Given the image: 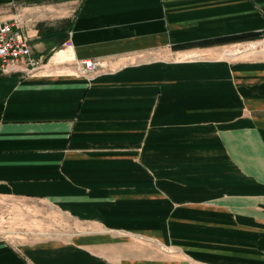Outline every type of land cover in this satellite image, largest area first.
Instances as JSON below:
<instances>
[{
	"label": "crops",
	"instance_id": "0c3cea01",
	"mask_svg": "<svg viewBox=\"0 0 264 264\" xmlns=\"http://www.w3.org/2000/svg\"><path fill=\"white\" fill-rule=\"evenodd\" d=\"M15 18L39 64L0 76V199L102 232L0 264H264V57L223 52L264 38V0H0Z\"/></svg>",
	"mask_w": 264,
	"mask_h": 264
},
{
	"label": "rangeland",
	"instance_id": "374dc122",
	"mask_svg": "<svg viewBox=\"0 0 264 264\" xmlns=\"http://www.w3.org/2000/svg\"><path fill=\"white\" fill-rule=\"evenodd\" d=\"M258 46L253 47L255 45ZM227 58L249 55L251 58L264 57V38H250L243 45L224 49ZM26 209L47 210L43 205L0 199V241L17 246L46 242H68L81 233L102 232L85 229L67 216L55 212L23 213ZM106 231V230H103ZM123 232V231H119Z\"/></svg>",
	"mask_w": 264,
	"mask_h": 264
},
{
	"label": "built area",
	"instance_id": "2783aa9c",
	"mask_svg": "<svg viewBox=\"0 0 264 264\" xmlns=\"http://www.w3.org/2000/svg\"><path fill=\"white\" fill-rule=\"evenodd\" d=\"M24 63L35 69L39 62L33 57L29 37L20 18L0 21V76L15 72ZM83 73H94L99 63L87 60L81 63Z\"/></svg>",
	"mask_w": 264,
	"mask_h": 264
},
{
	"label": "trees",
	"instance_id": "16d2710c",
	"mask_svg": "<svg viewBox=\"0 0 264 264\" xmlns=\"http://www.w3.org/2000/svg\"><path fill=\"white\" fill-rule=\"evenodd\" d=\"M59 46H62V43H61V45H59Z\"/></svg>",
	"mask_w": 264,
	"mask_h": 264
}]
</instances>
